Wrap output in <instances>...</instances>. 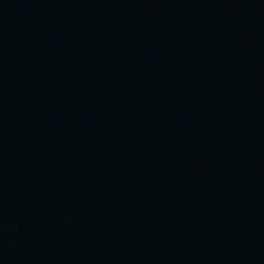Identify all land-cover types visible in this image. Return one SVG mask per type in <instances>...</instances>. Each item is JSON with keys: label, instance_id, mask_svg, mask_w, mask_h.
<instances>
[{"label": "water", "instance_id": "1", "mask_svg": "<svg viewBox=\"0 0 264 264\" xmlns=\"http://www.w3.org/2000/svg\"><path fill=\"white\" fill-rule=\"evenodd\" d=\"M0 264H264V0H0Z\"/></svg>", "mask_w": 264, "mask_h": 264}]
</instances>
